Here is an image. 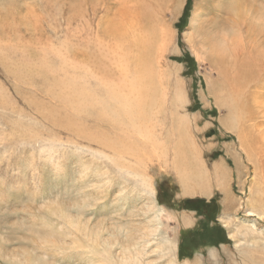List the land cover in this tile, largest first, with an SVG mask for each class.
<instances>
[{"label":"rangeland","instance_id":"rangeland-1","mask_svg":"<svg viewBox=\"0 0 264 264\" xmlns=\"http://www.w3.org/2000/svg\"><path fill=\"white\" fill-rule=\"evenodd\" d=\"M215 1L0 0V264H264V63L198 55L234 5Z\"/></svg>","mask_w":264,"mask_h":264},{"label":"bare ground","instance_id":"bare-ground-1","mask_svg":"<svg viewBox=\"0 0 264 264\" xmlns=\"http://www.w3.org/2000/svg\"><path fill=\"white\" fill-rule=\"evenodd\" d=\"M218 1H220V0H218ZM218 1H215V2H218ZM225 1H227V0H225ZM224 1V2H225ZM257 1H259V0H257ZM221 2H222V0H221ZM232 2H233V4L234 5H232V6H229V8L225 11V7H224V5H220L221 7L220 8H224V11H225V13L224 14H221V15H223V19H222V21H220V22H215L216 24H217V26H218V29H219V33H218V38L217 39H215V41H212V42H210V41H208V45L210 46V47H206V46H208V45H205L202 41H201V46H200V51L199 50H197V52H198V55L199 56H203V57H206L207 55H206V53H211V56L212 55H214L215 53L216 54H218L219 55V59H222V58H224L223 57V55L224 56H227V55H231V56H233L234 55V57H235V59H239L240 57H243V58H247V57H249L250 59H252L253 57H252V52H253V55L255 56V58H256V61H257V63L259 64H262V63H264V61H259V59L261 58H263L264 57V50H262L261 48H263L264 47V39H262V38H260V33H258V32H261V33H263L264 32V25H263V23H262V20L261 19H263V14H260V12L261 11H257V12H255V13H251L250 11H248V10H246V9H241L240 8V2H239V0H232ZM252 2V1H251ZM250 2V3H251ZM255 3H257V2H255ZM220 4V3H219ZM222 4V3H221ZM217 5H218V3H217ZM259 5V4H258ZM261 5V4H260ZM256 6V5H255ZM215 8H216V6H215ZM219 8V7H218ZM253 10H255V9H253ZM252 10V11H253ZM259 10V9H258ZM254 12V11H253ZM259 12V13H258ZM216 13H218V14H220V11H219V9H217V11H216ZM146 18V17H145ZM252 21H254V23H252ZM193 22V21H192ZM208 23V22H207ZM225 25V26H224ZM215 27V26H214ZM247 30V31H246ZM149 34V33H148ZM162 34L164 35V36H166V34H165V32H162ZM264 34V33H263ZM196 38H199V35L197 36V37H195L194 39H196ZM150 43V42H149ZM167 43V45H168V42H166ZM152 44H153V42H152ZM258 45H259V47H258ZM197 46V45H196ZM163 51V50H162ZM214 51V52H213ZM163 53V52H162ZM158 54V53H157ZM164 54V53H163ZM218 55H216V56H218ZM243 55V56H242ZM210 56V55H209ZM215 56V55H214ZM217 58V57H216ZM259 58V59H258ZM214 59V58H213ZM232 60V59H231ZM224 61V60H223ZM230 61V60H229ZM247 61H249V63H245L247 66H249V65H251V60H247ZM227 62V61H226ZM244 62H246L245 60H244ZM257 63H256V65H257ZM228 64V63H227ZM231 64V63H230ZM244 64V63H243ZM234 65V64H233ZM240 65V64H239ZM242 65V64H241ZM240 65V66H241ZM255 65V61H253V64L251 65V66H256ZM238 67V66H237ZM252 67V68H253ZM236 68V67H235ZM250 68V67H249ZM246 73H251V72H249V71H246V72H244V70L242 69L241 71L239 70V75L240 76H243V75H245ZM231 75H233L234 77H236L238 74H237V72H236V69H234L232 72H231ZM83 76V75H82ZM82 76H80V77H82ZM168 78V77H167ZM81 81H82V79H80ZM80 80H79V82H80ZM84 81V80H83ZM237 81H240V80H237ZM78 82V83H79ZM77 83V82H76ZM81 83V82H80ZM112 84H113V82H111ZM117 83H118V81H117ZM117 83H115V84H117ZM82 84H83V82H82ZM105 84V83H104ZM84 85V84H83ZM118 85H119V83H118ZM134 84H131V86H133ZM79 86V85H78ZM128 86V85H127ZM130 86V87H131ZM134 86H136V85H134ZM103 87H104V85H103ZM112 87H113V85H112ZM115 87V86H114ZM120 87H121V85H120ZM248 87V86H247ZM253 87V86H252ZM82 88V87H81ZM123 88V85H122V87H121V89ZM133 88H135L136 89V87H133ZM261 88V87H260ZM120 89V88H119ZM116 90L115 88H110V89H106L105 90V92H106V94L104 95V96H106L107 94H108V92L110 93V94H108V95H110V100H113V101H115V103L119 106V107H122L123 109H124V107H126V105L127 104H129L127 101H128V99L130 98L129 97V94H130V96H131V94H133V92L132 93H130L129 91H126L128 88H126V90H124L123 89V91H126V92H129V94L128 93H126L127 95L126 96H128V98L125 96V92H123L121 89L120 90ZM130 89V88H129ZM134 89V90H135ZM148 89H149V87H148ZM239 89V88H238ZM241 89V88H240ZM229 90H231V89H229ZM242 90V89H241ZM235 91V90H234ZM257 92V91H256ZM237 94V92L235 91L233 94ZM250 93H252V92H250ZM260 93V92H259ZM134 94H135V92H134ZM233 94H232V90H231V93H229V98H230V100L232 99V96H233ZM133 96V95H132ZM246 97V96H245ZM259 96L257 95V94H252V95H249L248 96V98H249V100L250 101H252V104H253V106L254 107H259L257 104H256V102H255V100L258 98ZM107 98V97H106ZM109 98V97H108ZM104 99V98H103ZM230 103H231V101H229ZM109 106V105H108ZM128 108V107H127ZM247 108H248V105H247ZM112 109V108H111ZM118 109V108H117ZM122 109V110H123ZM256 109V108H255ZM261 109V108H260ZM254 110V109H253ZM105 111V110H104ZM106 111H108V110H106ZM117 111V110H116ZM120 111V110H119ZM264 111V110H263ZM262 111V112H263ZM126 112H128L127 111V109H126ZM125 112V113H126ZM112 113V112H111ZM114 113V112H113ZM258 113V112H257ZM261 113V112H260ZM259 113V114H260ZM236 114H237V112H236ZM239 115H240V113H239ZM258 115V114H257ZM261 115V114H260ZM117 116V115H116ZM236 116V115H235ZM112 117H114V116H112ZM250 117H251V114H250ZM249 117V118H250ZM252 117H255V116H252ZM245 118V117H244ZM131 119V118H130ZM127 119V121H128V123L125 125L126 127L128 126L130 129H131V131L133 132H135V133H139V134H142V135H146L145 136V138H148L149 136L151 137V130L152 129H147V128H145V127H141L140 125H138L136 122H134V120L133 119ZM254 119H252L251 121H249V122H252ZM139 121V120H138ZM245 121V120H244ZM247 121V120H246ZM255 121V120H254ZM124 123V122H123ZM253 123V122H252ZM142 124V123H141ZM254 124V123H253ZM250 125V124H249ZM144 126V125H143ZM152 127H154L153 125H151ZM250 127V126H249ZM254 128V127H253ZM258 129V128H257ZM128 131V130H127ZM162 132V131H161ZM158 136V135H157ZM140 137H142L141 135H140ZM244 137V136H243ZM151 139V138H150ZM247 139V138H246ZM263 139V138H262ZM142 140V139H141ZM156 140V139H155ZM180 143H179V147H181V150L182 151H185L186 149H185V146H184V144L182 143V141H179ZM240 142L242 143L243 142V144L245 145V147H246V149H247V153H246V158H247V160L250 162L251 161V164H253L254 166H256V164H257V166L259 165V159H258V153H259V149H260V145H262V143H261V140H258V139H255L254 137H250L249 139H247L246 141H241V139H240ZM242 144V145H243ZM110 145V144H109ZM243 148V147H242ZM245 149V148H244ZM251 149H253V150H251ZM182 151H180V152H182ZM243 151V150H242ZM253 152V153H252ZM120 153L118 152L116 155L117 156H121L122 154H120ZM130 157H134V159L136 160V156H134L133 154H132V152L130 153V154H128ZM186 157V156H185ZM256 157H257V159H256ZM118 158H120V157H118ZM139 160V159H138ZM137 161V160H136ZM187 163V164H186ZM193 163V161L190 159L189 160V158H186L185 159V164L189 167V169H190V174L191 175H195L196 173H195V169L197 168L196 166H195V164H194V166H191V164ZM175 165H176V163H175ZM200 165L202 166L201 167V171H202V175H204L205 176V180L208 182V180H209V178H208V176H209V173L207 172L206 173V169L204 168V165L202 164V163H200ZM207 174H208V176H207ZM212 174V173H211ZM135 175V174H134ZM138 177V176H137ZM194 177H196V176H194ZM198 180L199 179H201L200 177H201V175L200 174H198ZM216 179H218L217 178V176H216ZM191 180V179H190ZM144 183L145 182H143L142 183V185H144ZM143 187V186H142ZM146 188L150 191V193H151V195L153 196L154 195V191H152V187H151V185H150V182L149 183H147L146 184ZM184 191L185 190H187V192H186V194H189V196H193L192 194H198V195H202V194H205V192H204V188H201V186L199 185V183H198V181L196 182L193 178H192V180H191V184L190 185H188V188H182ZM208 192V191H207ZM188 196V195H187ZM247 204V203H246ZM248 207H250V206H248ZM158 208V207H157ZM157 208H155V216H154V219H155V221L156 222H158L157 223V225L155 226V231H156V233H154L153 232V234H154V236L156 237V239L158 238V236L160 235V234H162V233H164V232H162V229H161V225L163 224V223H166V221L169 219V216L168 215H166L165 214V211H163L161 208H159V209H157ZM253 208V207H252ZM247 215L248 216H258V217H260V215L261 214H259V213H257V211H256V209H252V210H250V211H248L247 212ZM162 219V220H161ZM155 222V223H156ZM186 223H188L187 224V226L189 225V221H185ZM184 224V223H183ZM224 226H226L225 224H224ZM228 227V226H227ZM252 228H253V226H252ZM168 229V228H167ZM247 233V232H246ZM249 233V232H248ZM166 234H168V231H167V233ZM239 234H241V233H239ZM245 233H243V235H244ZM157 235V236H156ZM233 235V234H232ZM175 236H177L176 234H175V229L173 230V236L172 237H170L169 239H168V237L166 238V236H165V233H164V243L163 242H161V244H162V246L164 247L165 246V244L167 245H173V247L175 248V245H176V238H175ZM245 236V235H244ZM232 237V236H231ZM162 240V239H161ZM169 248V247H168ZM170 251V250H169ZM173 251V250H172ZM175 251H173V253H174ZM126 264H128L127 262H125Z\"/></svg>","mask_w":264,"mask_h":264},{"label":"trees","instance_id":"trees-1","mask_svg":"<svg viewBox=\"0 0 264 264\" xmlns=\"http://www.w3.org/2000/svg\"><path fill=\"white\" fill-rule=\"evenodd\" d=\"M195 201H196V200L189 201V202H193V203H194ZM160 204H162V202H160ZM207 206L210 207V205H207Z\"/></svg>","mask_w":264,"mask_h":264}]
</instances>
